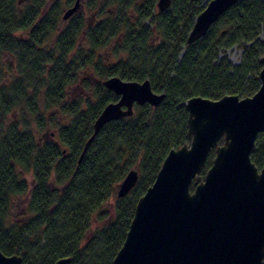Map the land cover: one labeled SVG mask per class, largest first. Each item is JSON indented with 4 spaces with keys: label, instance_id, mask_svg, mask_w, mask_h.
<instances>
[{
    "label": "trees",
    "instance_id": "obj_1",
    "mask_svg": "<svg viewBox=\"0 0 264 264\" xmlns=\"http://www.w3.org/2000/svg\"><path fill=\"white\" fill-rule=\"evenodd\" d=\"M157 1L85 0L100 20L90 24L77 12L60 25V0H0V249L20 255L22 264L62 257H71L66 264H112L137 200L168 152L188 142L184 102L258 90L264 0H238L189 44L207 2L171 0L161 11ZM234 45L242 48L238 64L220 56ZM114 75L148 79L165 97L156 106L135 103L133 114L105 123L79 160L95 119L119 99L104 85ZM76 86H93L92 98L73 96ZM52 125L57 129L47 130ZM251 159L264 164V131ZM131 169H138V181L118 197ZM17 197L25 202L23 218L11 212ZM112 197L113 219L92 229Z\"/></svg>",
    "mask_w": 264,
    "mask_h": 264
},
{
    "label": "water",
    "instance_id": "obj_2",
    "mask_svg": "<svg viewBox=\"0 0 264 264\" xmlns=\"http://www.w3.org/2000/svg\"><path fill=\"white\" fill-rule=\"evenodd\" d=\"M237 1L208 0L187 43L204 36ZM170 4L171 0H158L157 8L163 11ZM81 6V0H75L62 18L68 20ZM260 62V86L253 95H197L184 102L188 142L168 152L154 182L137 200L112 264H263L264 164L259 168L251 159L257 135L264 131V55ZM104 85L119 99L105 105L95 119L79 160L105 123L133 114L135 103L156 106L165 97L152 90L148 79L114 75ZM212 148L215 157L203 177ZM138 177V169H131L119 183L117 196L128 195ZM70 260L62 257L54 264ZM0 264H22V257L0 249Z\"/></svg>",
    "mask_w": 264,
    "mask_h": 264
},
{
    "label": "rangeland",
    "instance_id": "obj_3",
    "mask_svg": "<svg viewBox=\"0 0 264 264\" xmlns=\"http://www.w3.org/2000/svg\"><path fill=\"white\" fill-rule=\"evenodd\" d=\"M74 1L75 0H70L67 3V0H60V6L62 7L60 25L63 24L62 23L63 21L64 22L67 21V20H64L62 18V14H63L64 10L67 7L71 6L74 3ZM204 1L207 2L208 0H204ZM81 2H82V6L80 7V9L77 12L82 13L84 15V18L86 19V21H88V23H90V24H95L96 22H98L100 20V17L96 16V12L92 13V11L90 12L85 8V4H86L85 0H81ZM241 54H242V48L238 45H234V46L228 48L226 51L221 52L220 56H227L233 64H238L240 62ZM84 75L87 76L88 78L92 77L91 79L93 80V83L95 82L96 78H93L92 72H89V73L85 72ZM79 94L80 95L83 94L85 96V100H87L88 98L91 99L93 96V86L89 90H86L81 86H76L75 88L72 89V95L73 96H76ZM56 129H57V127L52 125L47 130L54 131ZM103 210L107 211L105 219L101 220V221L95 220L92 224V229H94L96 227H100L104 223L113 219V217H114V198L113 197L106 201V203L103 206ZM11 212H12V215L16 218H23L25 216V202L23 201L22 197H17L13 200Z\"/></svg>",
    "mask_w": 264,
    "mask_h": 264
}]
</instances>
